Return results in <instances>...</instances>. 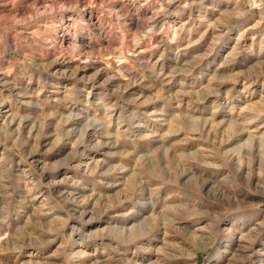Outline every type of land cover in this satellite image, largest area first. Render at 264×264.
<instances>
[{"label": "rangeland", "instance_id": "obj_1", "mask_svg": "<svg viewBox=\"0 0 264 264\" xmlns=\"http://www.w3.org/2000/svg\"><path fill=\"white\" fill-rule=\"evenodd\" d=\"M0 98V264H264V0H0Z\"/></svg>", "mask_w": 264, "mask_h": 264}, {"label": "bare ground", "instance_id": "obj_2", "mask_svg": "<svg viewBox=\"0 0 264 264\" xmlns=\"http://www.w3.org/2000/svg\"><path fill=\"white\" fill-rule=\"evenodd\" d=\"M2 83V82H1ZM1 99V98H0ZM0 102H1V104H3L5 101H3V100H0ZM7 114H6V116H4L3 117V121H2V123L0 124V128H6V126L7 125H9V124H11L12 122L14 123V121H15V119H16V114L13 112V111H11V109L9 110H7ZM17 121V120H16ZM21 121V120H20ZM20 121H18V126H20L19 124H20ZM22 122V121H21ZM4 124H6V126L4 125ZM4 128V129H5ZM18 128V127H17ZM91 159H93L91 162L92 163H97L98 162V160H96L95 161V158H91ZM49 185H55L56 186V184H57V182L55 181V182H53V181H51V180H49ZM51 185V186H52ZM81 201H84V202H87L88 203V201H89V199L87 198V197H84V196H82V199H81ZM80 200H79V203L81 202ZM28 202V201H27ZM78 202V201H77ZM76 202V203H77ZM86 217V216H85ZM88 218H92V216L91 215H89V217ZM145 219V218H144ZM90 219H88V221H89ZM87 221V222H88ZM147 221V220H146ZM150 221V220H149ZM148 221V222H149ZM142 223H144V222H142ZM92 225H94L93 223H88L87 225H85L84 226V228H82V229H79L78 231V233H80V235L81 236H84V237H100L101 238V236H103V235H105V232L107 231V230H104V229H106L105 227H103L102 229H98V228H95V229H92L93 227H92ZM134 228V227H133ZM109 229V228H108ZM131 230V229H130ZM75 231V230H74ZM123 230H121L120 232H122ZM121 234V233H120ZM129 236L128 238H126V239H128L127 241L128 242H132V240H135L136 238L135 237H132V234L131 233H128V234H126V233H124V231H123V236ZM83 237V238H84ZM131 237V238H130ZM72 241V240H71ZM130 242V243H131ZM129 244V243H128ZM24 254V253H23ZM82 254H84V253H82ZM33 262H31L30 260H28L27 261V264H32Z\"/></svg>", "mask_w": 264, "mask_h": 264}]
</instances>
